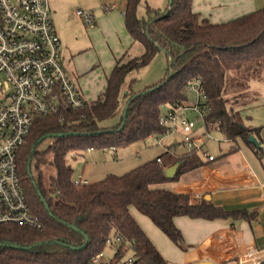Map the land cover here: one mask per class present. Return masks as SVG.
<instances>
[{
  "label": "trees",
  "instance_id": "trees-1",
  "mask_svg": "<svg viewBox=\"0 0 264 264\" xmlns=\"http://www.w3.org/2000/svg\"><path fill=\"white\" fill-rule=\"evenodd\" d=\"M141 2L126 0L123 17L133 41L143 45L142 54L117 60L105 90L83 108L74 109L63 101L57 113L35 117L18 162L23 189L43 225L0 223V264H124L122 255L129 246L139 264H168L131 206L184 249L186 239L175 222L178 216L228 220L231 226L258 219L257 209H226L205 197L194 208L189 193L169 188L184 174L212 161L203 158V149L177 152L170 146L124 174L75 182L69 153L117 148L165 134L162 106L167 105L168 111L186 108L191 80H198L203 91L198 104L206 129L218 128L231 140L240 137L264 156L262 126L247 124L242 113L259 97L252 82L264 79V6L215 23L193 9L194 0H171L164 11L148 6V19L138 15ZM164 50L172 59L168 69L172 75L144 91L124 93L129 74ZM121 97L126 105L120 122L101 126L118 109ZM250 136L257 137L261 146ZM47 137L53 143L39 151L38 144ZM34 158L37 174L32 170ZM175 164V175L167 176L166 169ZM108 245L116 247L114 254L97 259Z\"/></svg>",
  "mask_w": 264,
  "mask_h": 264
},
{
  "label": "crops",
  "instance_id": "crops-1",
  "mask_svg": "<svg viewBox=\"0 0 264 264\" xmlns=\"http://www.w3.org/2000/svg\"><path fill=\"white\" fill-rule=\"evenodd\" d=\"M263 6L264 0H194L193 2V9L196 12L215 23L236 18ZM73 8L72 2L67 0H54L51 4V11H54L59 23V30L56 29L55 25L54 27L61 39L63 62L84 98L91 101L105 90L107 79L117 60L125 56H132L129 54V48L135 42L126 27L120 26L117 29L121 23L119 13L123 16V9L119 12L114 11L116 5L113 4L110 7V12L100 14L98 20L92 13L93 21L90 23L89 29L86 27L88 36L84 40V44L82 46L74 44L75 47L71 48L69 45L70 38L75 39L74 33L76 31L74 30L81 26L78 19H76L75 24L69 23L75 20L68 15ZM79 9L81 8L79 7ZM70 26H73L72 33H70ZM114 30H119L121 33L119 39L116 38L117 40L111 39V36L114 37L115 35ZM102 36L106 38L109 46L112 43L115 49L109 61L106 60L107 66L103 65L101 58L98 59L93 50L94 46L96 48H100L101 44L102 47L105 46L102 42ZM101 52H106L107 56L109 54L107 47ZM102 65L103 67H101ZM261 87H264V79L252 82V90L259 95H261L259 91ZM259 98L251 106L257 105ZM246 123L249 124L247 121ZM170 146H174V150L177 152L188 150L184 143L181 147L172 143L166 145L165 149ZM87 150L91 152L94 149L89 148ZM113 150L116 151L117 148ZM219 150L214 153L216 157L214 156L212 161L184 174L180 181L170 183L169 188L173 191L189 193L190 202L194 208H197L203 197L206 198L209 195L210 198L206 199L211 200L215 205L223 206L226 209H257L259 216L257 220L252 222L237 221L234 226H231L230 221L222 219L206 220L188 216L176 217V224L183 231L186 241L190 242L185 249H182V262L185 264H197L204 260H210L214 264H232L240 256H246L256 250H264V156H259L240 137L236 140L228 139L226 143L219 146ZM217 152H220L219 156ZM85 179L89 180L88 178ZM135 218L137 219L136 216ZM151 223L152 225L146 224L152 233L168 246V242L162 236L165 234L153 222ZM139 224L141 225L140 222ZM143 229L146 231L144 227ZM146 233L156 245L148 230ZM157 248L163 254L162 249L158 246Z\"/></svg>",
  "mask_w": 264,
  "mask_h": 264
},
{
  "label": "built area",
  "instance_id": "built-area-1",
  "mask_svg": "<svg viewBox=\"0 0 264 264\" xmlns=\"http://www.w3.org/2000/svg\"><path fill=\"white\" fill-rule=\"evenodd\" d=\"M76 14L85 16L88 23L93 21L91 12L78 9ZM187 88H195L203 97L198 80L189 81ZM0 92L4 96L0 105V223L41 227L43 221L34 213L22 186L19 151L37 115L57 113L63 101L74 109L83 108L87 101L63 62L50 0H0ZM199 99L191 107L202 114ZM184 109L168 111L161 123L169 132L181 116L185 147L202 150L203 137L191 135L200 118L189 119ZM204 155L214 159L208 152ZM75 182L89 180L79 175ZM96 258H105V254ZM124 264L139 263L130 257ZM232 264H264V250L240 256Z\"/></svg>",
  "mask_w": 264,
  "mask_h": 264
},
{
  "label": "rangeland",
  "instance_id": "rangeland-1",
  "mask_svg": "<svg viewBox=\"0 0 264 264\" xmlns=\"http://www.w3.org/2000/svg\"><path fill=\"white\" fill-rule=\"evenodd\" d=\"M51 4H53L54 0H50ZM71 1L72 5H74V8L70 12L69 17L71 19H75L73 23L77 22L76 19H78L81 22L80 28L75 29L76 33H74L75 39L70 38L69 45L71 48L75 47L74 44L78 46H82L84 44V40L87 38L86 34V27L89 29L90 23H88L85 19V16H80L76 14V11L79 9V7L85 11V12H91L95 15L96 19L98 20L100 14H105L110 12V7L114 4L116 5V9L114 11H120L124 10L125 7V1L126 0H67ZM170 0H142L140 5L138 6V15L139 17H144L148 19L149 15L147 12V8L153 7L160 11H164L167 6L169 5ZM120 14V25L117 26V29L120 26H124V18ZM53 15V22L56 27V29L59 30V23L57 20V16L55 15L54 11H52ZM117 23V22H116ZM98 26V25H96ZM70 33L73 32V26H70ZM115 35L114 37L111 36V39H119L118 37L121 35L119 30H114ZM117 38V39H116ZM102 42L105 45L102 47V44L100 48H96L94 46L93 50L95 51V54L97 58H101L103 65L107 66L110 56L113 54L114 47L112 43L109 46V44L106 42V38L102 36ZM114 42V41H113ZM115 44V43H114ZM106 47L109 50V54L107 56L106 52H101L102 49H106ZM144 51V47L141 43L135 42L130 48H129V54L134 55H140ZM63 54V50H62ZM130 56H125L122 58L123 61H127ZM112 58V57H111ZM62 59L64 60V56H62ZM108 59V60H107ZM107 60V61H106ZM169 56L165 51H159L154 58L151 60L149 64L146 66L132 71L129 76L127 77L124 85H123V92L126 93L128 90L132 89V91L139 92L144 91L147 87L152 86L156 83H159L163 79L167 78L169 76ZM103 65L101 67H103ZM131 84V87L129 86ZM130 87V88H129ZM188 101L186 106V109L184 111L185 115L193 120L196 121L198 118H200V121H197L196 126L193 128L191 135L192 136H202L203 137V150L200 151L203 158L207 159L204 155V152H208L213 157L216 150H219V146L221 144L226 143L228 141V138L225 137V135L218 129L214 128L212 130H207L206 125L204 122V118L202 114L199 111L194 110L191 106L194 105L198 98L202 100L203 97L200 96L195 88H189L188 90ZM261 95H259V103L257 105H253L249 108H246L243 110V115L245 117V120L253 125V126H262L261 135L263 137L264 141V87H261V90H259ZM4 96L0 92V105L2 103ZM126 105V98L121 97L120 105L118 109L108 118L102 120L100 122L101 126L109 127L116 125L120 122L122 118V114L124 111ZM190 106V107H189ZM181 110V109H180ZM163 115L168 112V106L163 105L162 106ZM185 137V132L181 125V116L178 115L177 119V125L172 126L171 131L166 132L165 134L156 136V135H150L146 138L136 139L132 141L129 144L125 145H118L117 150H113V147H109L106 149L103 148H95L91 152H88V150H85L82 154L74 156L72 153L68 154V159L71 165L74 168V177L81 176L83 178H88L91 181H97L100 179H103L106 177L107 174L113 173V174H124L125 172L133 169L134 167L140 165L141 163L154 158L157 156L158 153L163 151L165 149L166 145L176 143L177 146L181 147L183 144V140ZM52 137H47L43 141H41L38 144V150L39 151H45L49 145L53 143ZM264 143V142H263ZM220 151V150H219ZM218 156L220 155V152H217ZM217 156V157H218ZM216 157V156H215ZM32 170L34 174H37L36 170V159H33V165ZM48 172H54L53 168L48 169ZM131 212L136 216L138 221L141 223V225L148 230L151 237H153V240L155 241L156 245L162 249V252L164 254L165 259L167 260L168 264H185L182 262V252L183 248L179 247L173 241H171L169 238H167L165 235H163L160 231V234H162L164 240L168 242V246L163 244L159 238H157L152 231L150 230L149 226L146 223H149L152 225V221L143 213H141L138 209L131 206ZM153 227V226H152ZM158 230V229H157ZM189 241H186L185 246L189 245ZM116 250L115 246L108 245L105 249V257L108 258L109 256H112ZM133 254V248L131 246L128 247L126 252L122 255V260H126L130 258Z\"/></svg>",
  "mask_w": 264,
  "mask_h": 264
},
{
  "label": "water",
  "instance_id": "water-1",
  "mask_svg": "<svg viewBox=\"0 0 264 264\" xmlns=\"http://www.w3.org/2000/svg\"><path fill=\"white\" fill-rule=\"evenodd\" d=\"M170 2H171V0H170ZM164 51H165V50H164ZM170 63H172V59L170 60ZM171 75H172V72L169 74L168 78H169ZM249 139H250L251 141H253L254 143H256L258 146H261V144H260V142H259V140H258L257 137H255V136H250ZM177 169H178V164H175V165H173V166L168 167V168L166 169V174H167V176H169V177L174 176L175 173H176V171H177ZM206 198L209 199L210 196L207 195ZM197 264H214V263H213L212 261H210V260H204V261H200V262H198Z\"/></svg>",
  "mask_w": 264,
  "mask_h": 264
}]
</instances>
